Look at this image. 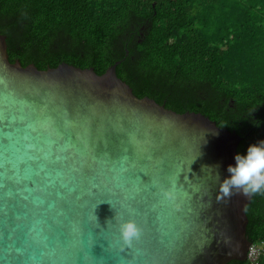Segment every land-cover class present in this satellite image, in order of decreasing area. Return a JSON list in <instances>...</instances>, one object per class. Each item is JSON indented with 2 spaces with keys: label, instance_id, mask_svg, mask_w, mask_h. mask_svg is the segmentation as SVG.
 <instances>
[{
  "label": "water",
  "instance_id": "obj_1",
  "mask_svg": "<svg viewBox=\"0 0 264 264\" xmlns=\"http://www.w3.org/2000/svg\"><path fill=\"white\" fill-rule=\"evenodd\" d=\"M120 63L22 66L0 34V264L246 261L253 195L217 199L242 137L137 97Z\"/></svg>",
  "mask_w": 264,
  "mask_h": 264
},
{
  "label": "trees",
  "instance_id": "obj_2",
  "mask_svg": "<svg viewBox=\"0 0 264 264\" xmlns=\"http://www.w3.org/2000/svg\"><path fill=\"white\" fill-rule=\"evenodd\" d=\"M0 34L11 62L101 74L121 61L137 97L235 131L241 154L264 141V0H0ZM245 212L247 238L264 241V195Z\"/></svg>",
  "mask_w": 264,
  "mask_h": 264
},
{
  "label": "clouds",
  "instance_id": "obj_3",
  "mask_svg": "<svg viewBox=\"0 0 264 264\" xmlns=\"http://www.w3.org/2000/svg\"><path fill=\"white\" fill-rule=\"evenodd\" d=\"M233 160L226 167L227 175L220 179L218 201H226L237 193L264 195V141L250 144L243 154L237 152ZM161 193L166 200L174 199L169 190ZM118 231L120 239L129 246L141 236V228L134 219L118 222Z\"/></svg>",
  "mask_w": 264,
  "mask_h": 264
},
{
  "label": "built area",
  "instance_id": "obj_4",
  "mask_svg": "<svg viewBox=\"0 0 264 264\" xmlns=\"http://www.w3.org/2000/svg\"><path fill=\"white\" fill-rule=\"evenodd\" d=\"M264 254V241L251 243L247 251V261L249 264H257L261 255Z\"/></svg>",
  "mask_w": 264,
  "mask_h": 264
}]
</instances>
